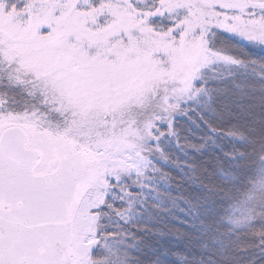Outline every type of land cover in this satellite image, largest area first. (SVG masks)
<instances>
[{"label": "snow or ice", "instance_id": "obj_1", "mask_svg": "<svg viewBox=\"0 0 264 264\" xmlns=\"http://www.w3.org/2000/svg\"><path fill=\"white\" fill-rule=\"evenodd\" d=\"M0 264H264V0H0Z\"/></svg>", "mask_w": 264, "mask_h": 264}]
</instances>
